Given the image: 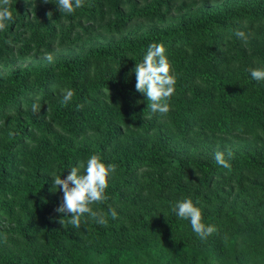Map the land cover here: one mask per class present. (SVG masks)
<instances>
[{"label": "trees", "instance_id": "1", "mask_svg": "<svg viewBox=\"0 0 264 264\" xmlns=\"http://www.w3.org/2000/svg\"><path fill=\"white\" fill-rule=\"evenodd\" d=\"M10 10L0 264H264V81L249 71L264 68V0H84L70 15L57 0H11ZM153 43L176 79L167 115L135 90L132 69ZM92 154L117 165L107 200L91 206L107 224L85 214L75 228L56 212L52 181ZM184 199L216 228L205 240L171 210Z\"/></svg>", "mask_w": 264, "mask_h": 264}, {"label": "clouds", "instance_id": "2", "mask_svg": "<svg viewBox=\"0 0 264 264\" xmlns=\"http://www.w3.org/2000/svg\"><path fill=\"white\" fill-rule=\"evenodd\" d=\"M48 3V0H44ZM11 0H0V30L5 28L6 22L13 21V13L10 10ZM84 0H57V8L60 12L72 14L76 9L83 7ZM48 17L52 13L47 14ZM244 43H248L250 33L237 30L234 33ZM49 62L53 59L51 54L45 57ZM171 66L165 55V49L160 44H150L143 61L136 63L132 71L135 74V90L146 96L147 108L151 114L159 113L167 115L170 111L167 101L175 92L176 79L170 74ZM251 79L254 81H264V68L250 69ZM62 103L67 104L72 101L75 95L72 89H61ZM38 109L33 105V111ZM14 133L9 132V136ZM231 153H229V156ZM215 163L225 169L231 167L230 162L225 159L222 152L214 155ZM116 164L105 165L98 154L90 155L86 161L80 162L71 168L70 174L65 179L55 176L52 181L53 187L62 191L63 197L56 212L68 217V223L73 227L79 228L81 218L87 214L96 219L97 223L106 225L107 221L103 216L94 211L93 204H102L107 200L105 195L108 188V177L110 173H115ZM171 210L182 220H188L192 231L201 239L205 240L216 231L212 225L202 223L201 210L194 206L191 199H184L176 202ZM109 213L113 219L117 218L115 209L109 208ZM63 219L60 220L62 224Z\"/></svg>", "mask_w": 264, "mask_h": 264}]
</instances>
